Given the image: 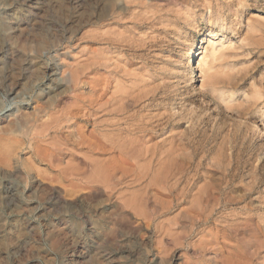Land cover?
Masks as SVG:
<instances>
[{
	"label": "rangeland",
	"instance_id": "1",
	"mask_svg": "<svg viewBox=\"0 0 264 264\" xmlns=\"http://www.w3.org/2000/svg\"><path fill=\"white\" fill-rule=\"evenodd\" d=\"M226 216L264 244V0H0V264H229Z\"/></svg>",
	"mask_w": 264,
	"mask_h": 264
},
{
	"label": "bare ground",
	"instance_id": "2",
	"mask_svg": "<svg viewBox=\"0 0 264 264\" xmlns=\"http://www.w3.org/2000/svg\"><path fill=\"white\" fill-rule=\"evenodd\" d=\"M122 4H124V3H119V6L121 7L122 6ZM203 52V51H202ZM200 53V60L199 61H202L203 59H204V55H203V53ZM107 57L105 56V59H106ZM109 65V64H108ZM106 67V66H105ZM116 70V69H115ZM128 71V70H127ZM54 72H56V71H54ZM113 74V73H112ZM192 74V73H191ZM102 80V79H101ZM190 80L192 81V77H190ZM192 83V82H191ZM118 85H120V84H118ZM112 86V85H111ZM117 86V85H116ZM108 88V87H107ZM120 88V87H119ZM116 90V89H115ZM120 91H122V88H120ZM115 93V92H114ZM117 91H116V96H117ZM125 93V92H124ZM123 94V93H122ZM125 94H129V93H125ZM47 95V94H46ZM124 95V94H123ZM128 96V95H127ZM129 96H130V94H129ZM86 97V96H85ZM111 98H112V96H111ZM119 98V97H118ZM122 98V97H121ZM124 99L126 98V96L125 97H123ZM122 101H123V99H121ZM120 99L118 100V101H121ZM96 102V101H95ZM112 103L114 102V101H111ZM133 102V101H132ZM115 103V102H114ZM113 103V104H114ZM120 103V102H119ZM123 103H126V102H124L123 101ZM117 104V103H116ZM95 105H97V107H96V110H101V111H106V112H109V114L112 112H115L116 113V115H118V117L121 115L120 113H122V108H123V106H125V105H117L116 107H118V108H113L112 107V110L110 109V106H109V109H104L105 108V106H104V108H103V106H99L98 105V103H96ZM106 105V104H105ZM108 105H111V104H108ZM108 105H107V108H108ZM115 105V104H114ZM128 105H129V103H128ZM27 106V105H26ZM120 106H122V107H120ZM127 106V105H126ZM129 106H131V105H129ZM27 108V107H26ZM87 108V107H86ZM95 108L93 107V104L91 103L90 104V107H89V109H88V118H87V123H92V125H93V122H94V124H96V125H98V128L100 127V129H103V130H105V129H107V127H111V130H112V128L115 130V132H117V134L114 132V131H112V136H107V135H105V134H102V135H104V138H107L105 141H107V142H109V144H106V143H104V145H102L101 147H100V151H104V152H106V150H107V152H110V153H113V152H118V153H123V151H127L128 150V153H129V150H131V147L133 146V144H134V142L136 141V140H134V139H131V140H134V141H132V142H130L128 139H123L122 138V136H124V135H127V134H130L132 131H134V125H130V124H128V122H125L123 119H121V120H123V122H125V123H127V125H126V127H122L123 125V123H120V118L118 119V120H116L114 123H112V122H110V121H108V122H110V123H108V124H110V125H108L106 122H107V120H105V121H103L102 119L100 120H98L97 119V116L100 114H98V112L96 111L95 112V110H94ZM126 109H127V107H126ZM125 109V110H126ZM49 110V109H48ZM73 112V111H72ZM124 112V111H123ZM125 112H127V110L125 111ZM111 113V114H112ZM129 113V112H128ZM128 113H125L124 115H127ZM98 114V115H97ZM120 114V115H119ZM11 115V114H10ZM109 116V115H108ZM87 117V116H86ZM105 117V116H104ZM113 117H115V116H113ZM126 117V116H125ZM124 117V119H126ZM129 117V116H128ZM131 117V116H130ZM129 117V118H130ZM24 118V117H23ZM22 118V119H23ZM50 118H51V116H50ZM100 118V117H99ZM101 118H103V117H101ZM122 118V117H121ZM21 119V118H20ZM21 119V120H22ZM57 119V118H56ZM108 119V118H107ZM115 119H116V117H115ZM114 119V120H115ZM15 120V119H14ZM71 120V119H70ZM13 121V120H12ZM24 121L26 122V120H24L23 119V125L25 126V123H24ZM127 121H128V119H127ZM65 122V121H64ZM76 122V121H75ZM105 122V123H104ZM136 122V121H135ZM26 123H28V122H26ZM27 125V124H26ZM58 125V124H57ZM20 127V126H19ZM58 127V126H57ZM96 127V126H95ZM80 128V127H79ZM22 129V128H21ZM27 129V128H26ZM139 129V128H138ZM45 130V129H44ZM90 131V130H89ZM97 131V130H96ZM24 132V131H23ZM44 132V131H43ZM94 132V131H93ZM105 132H108V129L105 131ZM27 133V132H26ZM101 133V132H100ZM115 133V134H114ZM109 134H110V132H109ZM84 136V135H83ZM101 136V135H100ZM106 136V137H105ZM131 136V135H130ZM133 136H135V135H133ZM36 138V137H35ZM85 138H87L86 136H85ZM94 137H92V139H93ZM136 138H139V137H136ZM89 140V142H88V148H90L92 151H94V150H97V143H98V141H100V142H102L101 140H98L97 141V143H96V140L97 139H95V140ZM38 140V139H37ZM139 140V139H138ZM93 141V142H92ZM95 141V142H94ZM142 141V140H141ZM57 142V141H56ZM99 142V143H100ZM138 142V141H137ZM47 143V142H46ZM84 143H85V141H84ZM102 143V144H103ZM141 142L139 141V144H140ZM145 143V142H144ZM148 143V142H147ZM78 144V143H77ZM107 146H106V145ZM142 144H143V142H142ZM142 144H140V145H142ZM80 145V144H79ZM100 145V144H99ZM99 145H98V148H99ZM137 145H138V143H137ZM136 145V146H137ZM140 145H138L137 147H139ZM145 145H146V143H145ZM143 146V150H140V152H139V154H141V156L142 157H144V159L143 158H141V159H143L144 161H143V163L142 164H140L139 162V164H137L138 165V168L140 169V172H142V175H141V177L140 178H143V177H146L147 176V174H148V170H150V166L151 165H149V164H151L150 162V159H151V153H150V149L148 148V146L146 145V146ZM134 146H135V144H134ZM134 148V147H133ZM136 148V147H135ZM139 148H141V146L139 147ZM142 149V148H141ZM98 151H99V149H98ZM137 151H138V149H137ZM159 151V150H158ZM163 151V150H162ZM167 151H169V149H167ZM160 152V151H159ZM110 153H108V155L110 154ZM127 153V152H126ZM150 153V154H149ZM161 154L163 153V152H160ZM165 153V152H164ZM164 153H163V155H164ZM134 155V154H133ZM149 155H150V157H149ZM162 155V156H163ZM128 156V155H127ZM130 156V155H129ZM140 156V155H139ZM154 156V155H153ZM131 157H132V153H131ZM160 158H161V156H159ZM84 158H85V156H84ZM140 158V157H139ZM152 158H154V157H152ZM109 159H113V157H111V158H109ZM156 159V158H155ZM172 159V158H171ZM149 160V161H148ZM154 160V159H153ZM161 160L163 161L164 160V158L162 159L161 158ZM161 160H159V162L157 163V165H155L154 164V166L156 167V168H159V170H160V168L162 167H160V164L162 163V161ZM95 161V160H94ZM142 161V160H141ZM146 161H148V162H146ZM98 162V161H97ZM109 162V161H108ZM111 162V161H110ZM99 164H100V162H99ZM115 164V163H114ZM163 164H165V163H163ZM168 164V163H167ZM7 165V164H6ZM124 165V164H123ZM89 166V165H88ZM164 166V165H163ZM184 166V165H183ZM107 167H108V165H107ZM165 167V166H164ZM174 168V167H173ZM165 169V168H164ZM176 169V168H175ZM131 170H133V169H131ZM161 170H163V169H161ZM114 171V170H113ZM167 171H168V168H167ZM96 172H97V170H96ZM126 172V171H125ZM128 172V171H127ZM157 172H158V169H157ZM173 172V171H172ZM203 172V171H202ZM93 173V172H92ZM100 173V170H99V172H98V174ZM113 173V172H112ZM150 173V172H149ZM166 173V172H165ZM126 174V173H125ZM162 174H163V172H162ZM95 175V174H94ZM101 175V174H100ZM108 175V174H107ZM136 176H137V174H136ZM135 176V177H136ZM97 177H99V176H97ZM125 177V176H124ZM128 177V176H127ZM138 177V176H137ZM157 177V176H156ZM104 178H105V176H104ZM103 178V179H104ZM116 178V177H115ZM118 178H119V176H118ZM152 178V177H151ZM163 178V177H162ZM92 179V178H91ZM109 179V178H108ZM114 179V178H113ZM129 179V178H128ZM156 179V178H155ZM140 180V179H139ZM159 181V180H158ZM88 182H89V180H88ZM126 182V181H125ZM124 182V183H125ZM129 182V181H128ZM136 182V181H135ZM152 182V181H151ZM157 182V181H156ZM89 183H91V182H89ZM109 183V182H108ZM132 184V183H131ZM95 185V184H94ZM117 187V186H116ZM115 188V187H114ZM133 188V187H132ZM180 188V187H179ZM196 188V187H195ZM91 189V188H90ZM131 189V188H130ZM129 190V189H128ZM132 190V189H131ZM216 190V189H215ZM121 191V190H120ZM133 192V191H132ZM213 194V193H212ZM134 195V194H133ZM142 195V194H141ZM140 195V196H141ZM119 196V195H118ZM158 196V195H157ZM213 198V197H212ZM143 201H144V199H142ZM149 200V199H148ZM140 201V200H139ZM131 202V201H130ZM128 203V202H127ZM133 203V202H132ZM213 203V202H212ZM127 205V204H126ZM129 206V205H128ZM212 207V206H211ZM162 210V209H161ZM223 211V210H222ZM147 215V214H146ZM140 216V215H139ZM197 217V216H196ZM227 217V216H226ZM206 220H208V216H205L204 217ZM221 218V217H220ZM111 219V218H110ZM240 219V218H239ZM147 220V219H146ZM203 220V219H202ZM207 222V221H206ZM225 224H224V226H222V227H220L218 230H216V229H214V231L216 230L217 231V236L219 237V235H221L222 234V236L223 235H225V234H231L232 232H236L237 234H238V236H237V234H236V236H237V240H236V242H235V244L234 245H232L231 246V248L233 249V252H232V254H231V258H230V260L228 261L229 262V264H239L238 262H239V260H237V259H234V256H236V258H239L240 256H239V254H238V251L236 250V248H238V245H241V246H243L242 248H244V250H246V249H248V253H246V254H249V258H247V260H246V263L245 264H264V256H262V254H263V251H264V244L262 243V240H260V238H262V237H260V236H258V235H262V231H263V229H261V227H259V229H258V232L256 233L257 234V236H256V238L254 239V241L253 242H250L249 240H247V227L245 226V225H243L242 223H234V221H233V219H230V218H228L227 217V220L225 219V221H223ZM223 222H222V224H223ZM253 223V222H252ZM204 224V223H203ZM165 225V224H164ZM214 226V225H213ZM219 227V226H218ZM157 228V227H156ZM170 232V231H169ZM216 233V232H215ZM174 235V234H173ZM172 235V236H173ZM233 235V234H232ZM217 236H216V234H215V236L214 237H216L217 238ZM235 236V237H236ZM255 236V235H254ZM213 237V238H214ZM115 238V237H114ZM204 238V237H203ZM223 238V237H222ZM208 239V238H207ZM215 239V238H214ZM219 239V238H218ZM113 241V240H112ZM200 241V240H199ZM214 241V240H213ZM216 241V240H215ZM157 242V241H156ZM232 242V241H231ZM234 242V241H233ZM220 243V242H219ZM219 243H218V245H219ZM217 244V243H216ZM203 245V244H202ZM217 246V245H216ZM219 247H220V245H219ZM224 247V246H223ZM217 248H218V246H217ZM221 248V247H220ZM230 248V249H231ZM215 250V249H214ZM217 250V249H216ZM244 250H242V251H244ZM229 252V255H230V251H228ZM220 253H221V251H220ZM220 255V254H219ZM221 256V255H220ZM246 257V256H245ZM217 259V258H216ZM224 259H226V258H224ZM224 259H222V260H224ZM226 259V260H227ZM241 259V258H240ZM218 260V259H217ZM222 260H220L219 261V263L221 262L222 263ZM243 262H244V260H242ZM223 263H224V261H223ZM241 263V262H240ZM218 264V263H217ZM225 264V263H224Z\"/></svg>",
	"mask_w": 264,
	"mask_h": 264
}]
</instances>
